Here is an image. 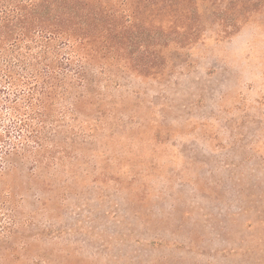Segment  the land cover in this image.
<instances>
[{"label":"rangeland","instance_id":"rangeland-1","mask_svg":"<svg viewBox=\"0 0 264 264\" xmlns=\"http://www.w3.org/2000/svg\"><path fill=\"white\" fill-rule=\"evenodd\" d=\"M87 1L105 87L0 107V264H264V0Z\"/></svg>","mask_w":264,"mask_h":264},{"label":"trees","instance_id":"trees-1","mask_svg":"<svg viewBox=\"0 0 264 264\" xmlns=\"http://www.w3.org/2000/svg\"><path fill=\"white\" fill-rule=\"evenodd\" d=\"M82 1L0 0V107L12 108L20 129L30 120L41 117L47 96L57 86L63 87L64 92L69 90L72 85L67 84L69 78L76 81L73 86L76 93L85 88L86 93L94 96L105 87L89 67L94 57L101 53L105 58V49L110 50L114 28L105 27L117 28V19L114 20L117 15L105 9L93 13L87 4H78ZM126 17L131 28V15ZM53 44H58L57 48L63 54L57 67L47 63L41 70L26 54H20L22 48L29 50L32 46H42L41 57L51 50ZM8 50H18V53L12 52L10 58H4L3 53ZM19 67L22 72L16 70ZM5 87L9 91H5ZM84 91L80 92L81 98L86 97ZM2 92L7 95H1ZM7 136L10 131L0 134V143L5 142ZM10 145V149L16 152L22 147L18 143Z\"/></svg>","mask_w":264,"mask_h":264}]
</instances>
